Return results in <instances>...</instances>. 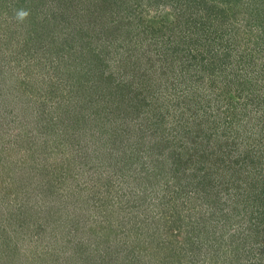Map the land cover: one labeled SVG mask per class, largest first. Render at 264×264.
<instances>
[{
  "label": "rangeland",
  "instance_id": "1",
  "mask_svg": "<svg viewBox=\"0 0 264 264\" xmlns=\"http://www.w3.org/2000/svg\"><path fill=\"white\" fill-rule=\"evenodd\" d=\"M97 1L0 0V264H264V0Z\"/></svg>",
  "mask_w": 264,
  "mask_h": 264
},
{
  "label": "trees",
  "instance_id": "2",
  "mask_svg": "<svg viewBox=\"0 0 264 264\" xmlns=\"http://www.w3.org/2000/svg\"><path fill=\"white\" fill-rule=\"evenodd\" d=\"M113 3H115L114 0H98L87 11L88 13L86 19L88 23H92L96 27V25L103 23V21L109 20L112 22V25H114V22L118 21V19L120 18V12H117L113 8ZM112 25L110 24V26Z\"/></svg>",
  "mask_w": 264,
  "mask_h": 264
},
{
  "label": "clouds",
  "instance_id": "3",
  "mask_svg": "<svg viewBox=\"0 0 264 264\" xmlns=\"http://www.w3.org/2000/svg\"><path fill=\"white\" fill-rule=\"evenodd\" d=\"M28 15H29V13L25 9H20L16 13L17 19L18 20H21V21H23L24 19H26Z\"/></svg>",
  "mask_w": 264,
  "mask_h": 264
}]
</instances>
